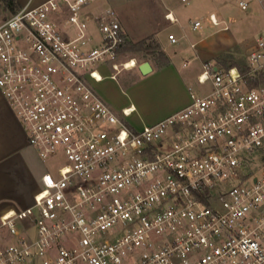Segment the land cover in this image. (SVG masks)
Segmentation results:
<instances>
[{
  "label": "built area",
  "instance_id": "obj_1",
  "mask_svg": "<svg viewBox=\"0 0 264 264\" xmlns=\"http://www.w3.org/2000/svg\"><path fill=\"white\" fill-rule=\"evenodd\" d=\"M96 1L0 18V89L55 159L33 203L0 214V264H264V33L242 65L204 63L186 106L135 129L91 84L102 65L129 69L111 9L86 10Z\"/></svg>",
  "mask_w": 264,
  "mask_h": 264
},
{
  "label": "rangeland",
  "instance_id": "obj_2",
  "mask_svg": "<svg viewBox=\"0 0 264 264\" xmlns=\"http://www.w3.org/2000/svg\"><path fill=\"white\" fill-rule=\"evenodd\" d=\"M239 1L120 0L117 13L128 28L131 38L126 36L127 39L133 42L154 40L159 46L153 55H145L141 51H121L116 60L120 62L136 58L141 63L153 58L154 55L157 56L160 49L158 36L160 40L162 39V49L173 58L174 67L183 80L178 82L172 79L173 77L166 76V72L155 71L142 75L137 69H122L114 79L109 77L96 85L92 82L91 84L104 99L113 96L125 104L134 102L138 107V112H135L132 118L140 113L144 117L143 120H157L164 112L166 105L177 104L184 99L190 85L195 90L201 89L196 77L193 78L191 74L194 70H201V60L196 50L204 49L211 54L220 50H228L227 53L213 60L224 66L244 63L250 47L257 37L264 33V0H248L249 9H242ZM168 10L176 16L175 23L165 18L164 13ZM0 11L10 14L7 10ZM211 12H215L221 24L214 25L210 22ZM195 19L201 20V28H193L192 21ZM225 25L228 26L227 29H223ZM151 31H154L157 36L152 35L151 39L144 37ZM168 33H178L176 34L178 42H169ZM192 42L195 43V47L191 46ZM184 62H187L186 66L183 65ZM0 95L3 101L5 100L11 114L23 128L1 89ZM117 103V101L112 102V105L116 107L119 105ZM25 137L27 139L26 132ZM54 162L55 159L42 160L28 143H25L21 152L9 154L1 162L4 165L0 170V205L7 203L19 207L27 201L34 179L33 172L36 171L41 176L45 171L52 169ZM5 207L4 205L0 208V211Z\"/></svg>",
  "mask_w": 264,
  "mask_h": 264
},
{
  "label": "crops",
  "instance_id": "obj_3",
  "mask_svg": "<svg viewBox=\"0 0 264 264\" xmlns=\"http://www.w3.org/2000/svg\"><path fill=\"white\" fill-rule=\"evenodd\" d=\"M44 0H16L17 4L19 5L18 8H20L21 6L27 4V3H31L33 5L38 4L40 2H42ZM120 3V0H97L96 2L92 3L90 6L87 7V11L90 13H104L106 11V9H111L112 11V16L115 17L116 19H118L121 22V26L123 29V32L125 33L126 36L130 37L129 35V31L128 28L126 26V24L124 23V21L121 19V17L118 15L117 13V6ZM0 10H7L5 8V6L3 4H0ZM17 8V9H18ZM9 11V10H7ZM115 11V12H114ZM13 11H9V13L11 14ZM168 12H172L171 10H168L164 13V16L167 20H169L166 16V14ZM211 13H215V12H211ZM10 14H4L3 11H0V18L2 17H6ZM173 14V13H172ZM174 15V14H173ZM174 17H176L174 15ZM177 19V18H176ZM170 21V20H169ZM177 21V20H176ZM176 21H170L171 23H175ZM211 22V21H210ZM224 29V28H223ZM172 32V31H170ZM169 34V33H168ZM178 34V33H176ZM179 34H182L181 32H179ZM152 35H155L154 31H151L150 33L146 34L144 37H150ZM177 36V35H176ZM157 38L159 39V43H160V49L161 51H163L165 53V56L167 57V61H165L161 55H154L153 58L147 59L145 61H149L150 65H151V71L147 72V73H143L140 69V65L145 62H141L139 63L137 60V65L134 67H130L128 70H132V69H137L142 75H146L155 71L158 72H166L165 75L169 76V77H173L172 79H176L178 82L181 81V79L183 80V78L181 77V75L178 73L177 69L174 67V60L171 56H169L163 49H162V39L160 40V38L157 36ZM167 39H168V35H167ZM169 42H171L168 39ZM193 44V45H192ZM191 46L195 47V43H191ZM228 50H220L216 53H207V50L204 49H199L196 50L197 56L200 58L201 60V70L197 71L194 70L193 72H191L193 78L196 77V79L198 78L199 73L202 71L203 69V64L206 62H215L213 59H215V57L217 56H221L224 53H227ZM139 63V64H138ZM184 66L187 65V62H184L183 64ZM167 70V71H165ZM111 71V72H110ZM113 69L110 65H102L100 66V72L103 74V79L101 81L98 82H94L93 84L96 85L100 82H102L105 78H111L114 79L113 77H111L110 75L113 73L112 72ZM198 82V81H197ZM193 87L192 85H190L188 87V93L186 92V95L184 97V99L182 101H180L177 104H168L166 105L164 112H162L160 114V116L157 118V120H153V121H149L146 119H142L144 118L140 113H137V115L135 117L132 118L133 114L135 112H138V107L134 102H130L125 104L122 101H118V98H113V96L108 97L106 99H104L103 97L99 96L123 119H125V121L127 122V124L135 129H140L142 128L144 125L146 124H153L165 117H167L168 115L174 113L175 111L181 109L182 107L186 106L189 102H190V94H189V88ZM194 88V87H193ZM94 89H96L94 87ZM195 89V88H194ZM97 92V91H96ZM112 95V94H111ZM118 102L117 104H119L118 106H113L112 102ZM122 102V103H121ZM121 103V104H120ZM124 109H128L129 115L128 116H124L123 114V110ZM25 143L27 142V139L25 137V132L22 128V126L18 123V121L16 120L15 116L11 114V112L9 111L5 100L3 101V98L0 95V170H2L3 165L1 164V162L3 161V159H6L8 157L9 154L14 153V152H21L25 146ZM6 162V161H5ZM34 175V179L32 181V188L30 190V194H29V198L27 199V201H25L24 203H22L19 207L16 206H11L8 205L7 203H2V205H0V208H2L4 205L6 206L3 210L0 211V214L7 211V210H11V209H20V208H24L27 207L29 205H31L33 203L34 200V195L36 194V192L38 191L39 187H40V183H41V176L38 172H33Z\"/></svg>",
  "mask_w": 264,
  "mask_h": 264
},
{
  "label": "trees",
  "instance_id": "obj_4",
  "mask_svg": "<svg viewBox=\"0 0 264 264\" xmlns=\"http://www.w3.org/2000/svg\"><path fill=\"white\" fill-rule=\"evenodd\" d=\"M0 4H3L5 6V8L9 11H15L17 10V8L19 7V5L17 4L16 0H2L0 2ZM151 39V36L150 38ZM158 42L154 41V40H150V41H146V40H141V41H137V42H133L127 39L126 35H125V41L124 43L119 47V53L121 51H141L144 52L145 55L146 54H155L156 49L158 48ZM158 54L161 55V57L167 61V57L165 56V53L163 51H161V49H159Z\"/></svg>",
  "mask_w": 264,
  "mask_h": 264
},
{
  "label": "water",
  "instance_id": "obj_5",
  "mask_svg": "<svg viewBox=\"0 0 264 264\" xmlns=\"http://www.w3.org/2000/svg\"><path fill=\"white\" fill-rule=\"evenodd\" d=\"M140 69L143 73H147L149 71H151V65L149 61H145L140 65Z\"/></svg>",
  "mask_w": 264,
  "mask_h": 264
},
{
  "label": "bare ground",
  "instance_id": "obj_6",
  "mask_svg": "<svg viewBox=\"0 0 264 264\" xmlns=\"http://www.w3.org/2000/svg\"><path fill=\"white\" fill-rule=\"evenodd\" d=\"M126 62H127L126 67H128V68L134 67V65L136 64V60L134 58H130ZM127 111H128V109H127Z\"/></svg>",
  "mask_w": 264,
  "mask_h": 264
}]
</instances>
